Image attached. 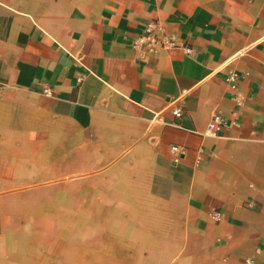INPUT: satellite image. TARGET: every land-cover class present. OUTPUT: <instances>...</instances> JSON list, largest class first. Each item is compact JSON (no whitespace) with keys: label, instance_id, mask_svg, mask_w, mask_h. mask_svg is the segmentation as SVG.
<instances>
[{"label":"crops","instance_id":"crops-1","mask_svg":"<svg viewBox=\"0 0 264 264\" xmlns=\"http://www.w3.org/2000/svg\"><path fill=\"white\" fill-rule=\"evenodd\" d=\"M263 187L264 0H0V264H264Z\"/></svg>","mask_w":264,"mask_h":264},{"label":"built area","instance_id":"built-area-1","mask_svg":"<svg viewBox=\"0 0 264 264\" xmlns=\"http://www.w3.org/2000/svg\"><path fill=\"white\" fill-rule=\"evenodd\" d=\"M134 45L140 48L143 52H155L160 49H166L169 51L184 50L187 54H192V49L187 45L182 44L174 35L170 34L164 26H162L157 21H150L146 24L145 29L142 33H140L135 41ZM239 75L235 72H231L228 75V81L236 82ZM235 87V84H233ZM47 94H52L51 90L46 91ZM184 101L181 98H177L175 102L171 105L172 114L176 117H181L184 114ZM176 125H178L176 123ZM225 125V118L224 116L216 112L211 117L210 121L208 122L207 128L204 131V136L209 137H216L220 134L223 127ZM173 150L176 152H180L179 147L174 146ZM262 197L264 199V187L262 189ZM249 208H254L253 203L248 204ZM212 217L220 222L223 218L222 213L218 211L212 212ZM242 264H256L255 260L252 258L246 259Z\"/></svg>","mask_w":264,"mask_h":264}]
</instances>
